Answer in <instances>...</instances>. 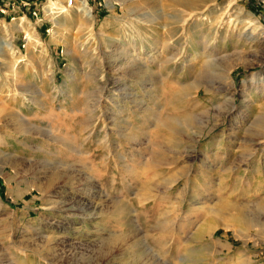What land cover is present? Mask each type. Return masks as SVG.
<instances>
[{
  "label": "rangeland",
  "instance_id": "rangeland-1",
  "mask_svg": "<svg viewBox=\"0 0 264 264\" xmlns=\"http://www.w3.org/2000/svg\"><path fill=\"white\" fill-rule=\"evenodd\" d=\"M152 1L87 0L88 17L80 0H0V264H67L69 256L74 264H264V164L254 163L264 152L239 175L256 136L241 88L264 82V0H207L223 15L208 31V50L229 41L226 58H244L220 94L196 93L199 76L178 66L181 77L166 81L173 87L151 109L173 117L177 134L146 120L142 110L155 102L123 69L163 49L172 30L163 36L158 23L172 16L180 30L173 44L189 49L184 65L203 52L190 50L201 25L184 23L171 0ZM241 8L252 21L229 23ZM151 69L141 76L147 83L159 75ZM103 76L117 80V103L99 106ZM21 125L32 133H19ZM83 130L93 131L86 140ZM48 132L73 140L79 154ZM22 140L38 141L39 151ZM7 154L20 161L4 167Z\"/></svg>",
  "mask_w": 264,
  "mask_h": 264
},
{
  "label": "bare ground",
  "instance_id": "bare-ground-1",
  "mask_svg": "<svg viewBox=\"0 0 264 264\" xmlns=\"http://www.w3.org/2000/svg\"><path fill=\"white\" fill-rule=\"evenodd\" d=\"M84 1L85 0H82L81 4L82 3L83 4L81 5V7L84 5V7H83L84 11H86V14H87L88 17H91L92 10L88 8L87 4L84 3ZM146 1L153 3L152 0H145V2ZM145 2H143V3H145ZM171 2H172L171 4L173 6V9H175L176 11L182 13L183 16L184 15L186 16V18H182V20H183L184 23L188 19H191L192 21L196 19L197 21H199V24L201 25V29H199V31H200L199 33H196L195 39H194V42H193V46L190 48V50L192 51L196 47L197 49H202L203 52L202 53L201 52H195L193 54L194 56L191 59H189L188 61H186L184 63V65L182 64L183 66L181 65V61L179 60V57L181 55L185 54V52L187 53V51L189 49H186L185 48L186 45H184V44H181L179 46L180 49H178L179 47H176L173 44L174 43L173 39L177 36V34L180 32V30L177 29L176 27H174V26H176L175 23H176L177 17H173L171 15L172 17L169 18V21H161V23H158L159 24V27H161V29L163 30V33H162L163 36H164V33L166 31H168V30L171 31L172 30V32H170V34L166 36V42L164 43L165 40L163 41V44H162V48L163 49L162 50H159V51L157 49V52H156V50H155L156 48H155L153 50L152 54L147 57V59H145L143 61H135L134 60L135 64H134L133 60L131 62H128L129 65L125 66L124 69H123L124 71L123 70L122 71L125 72V73L126 72H129V73H132V74H136L138 76V77L137 76L136 77L139 78L138 80H140L139 82H141V84H142V89L145 92L146 96L149 97V99L152 102H155L154 103L155 105L154 106L152 105L153 106L152 108L151 107H146L144 110H142V104L144 103V98L141 99L140 98L141 96L139 94L134 96V99H135L134 102L136 103L137 107H141L139 109H141L143 111L144 115L147 118L146 120L148 122H150V120L153 119V120L156 121L155 124H156L157 127L161 124L162 127L171 130V132H173L174 134H177L175 132L176 120L173 117H168L167 116L166 118H164L163 120H161L160 118H157L159 116L155 115L154 112H151L152 111L151 109H155L156 110V108L158 106L156 104V101H155L156 98H157V95H160L161 92L164 94L165 90L168 91V90L171 89V87H173V86H171L172 84L166 83V81H171L173 79L172 76L174 75V73H177L178 74V71H180L181 68L182 69L186 68L187 70L190 71V74L193 73V74H197V76H199V77L200 76L203 77V78H201V77L199 78L198 77V79L196 81L197 82L196 83V87H195L196 90H197L196 93H198V91L201 88H203V87H206V92H207L206 94H212V93L213 94H216V93H219V92H221L220 89H222L221 88V85L223 84L224 81L227 80V78H229L230 71H231V69L234 68V65H235L234 61L235 60H241V59H243L244 58V53L243 54L240 53L239 54L240 55L239 58L238 59H235V60L229 59L228 57L226 58L227 55L224 54V52L227 51L226 49H227V47H229V45H228V42L229 41L228 42H217L216 45H215V48H211V50H208V46L210 45L209 44V42H210V34H209L210 31L209 30L213 26V24H215L216 22L220 23V21H222L221 19H223L222 18L223 15L221 14L220 16H217L219 10H217L215 7H212V5H209L208 2H207V0H171ZM235 15H237V16L234 19H231V21L229 23H231L232 20L237 22V21H240L242 19H246L249 22V21H252V19H253V18H251V14L248 13L247 11H245V9H243V8L239 9V12L237 14H235ZM223 22H224V20H223ZM190 30H191L190 27L187 28L184 25L183 28H182V32H183L182 34L186 35L187 34L186 32H188ZM186 38L187 37H185V39ZM246 42H248V41H246ZM257 42H258L257 40L251 39L250 40V43H248V44H250V47H251L253 45L255 46L257 44ZM248 44L246 45V43H244L243 47L244 46H249ZM174 50L175 51L177 50V53H173ZM208 53L209 54L212 53V55H213L212 57L213 58H210L209 57L210 59L208 58L207 60H202L201 61L200 58L202 56L208 57V55H209ZM219 60L220 61H223V62L225 60V62H224V65H223L224 66L223 69H221L219 72H217L216 71L217 69L213 66V64L216 61H217V63H219L218 62ZM153 65H154V67H157L159 69V72H158L159 75H157V78L156 79H154V77H153V79L150 82L147 83V81H146L147 78L143 76L144 78H146V80H145L141 76L142 75H145L148 72H150L151 70H153V69H151V66H153ZM178 66H181V68L180 67L178 68ZM152 74H154V73H152ZM179 75L181 77V71L179 72ZM182 76H183V74H182ZM108 77H106V76L104 77L103 76L100 80H97V81L102 82V85H101V88H100V90H101L100 91L101 96H100V98H98L99 99L98 100L99 106L103 102H106L107 104L110 103V102L117 103L118 100H119V97H120L118 95V93L116 92L117 91L116 89L119 86V85H116L118 83L117 80H114L113 78H108ZM148 78H149V76H148ZM144 80L146 81L147 84H144ZM248 82L249 81H244V83L242 85V88H241V93H242V97H243L242 107L245 109L244 111L247 110V116L245 118V122L247 124H250V125H254L255 126L253 129H250V130H252L251 132H252L253 135L254 134L256 135L255 138H254V141L256 143L253 142L252 143V146H249V148H248V151L249 152L246 155L247 158L243 160L244 161L243 163L245 164V168H243L242 172L239 173L240 176H244V175L246 176L247 175V169L251 166V163H249V159L251 157H253V156H257L261 151L264 152V149L261 148V145L264 144V82H261L260 85L259 84L258 85H252V84H249ZM104 91H106V93H108V92L109 93L107 95H105L103 93ZM20 93H19V95H20ZM157 93H159V94H157ZM249 102H250V104H249ZM247 104H249L250 106H247ZM196 105H199V102H197ZM122 111H124V110H121V112ZM106 115L108 116V114H104L103 116L106 117ZM119 115H120V113H119ZM247 117H249V118H247ZM118 118H120V117H118ZM191 119H192V117H191ZM110 121H113V120H110ZM104 122H105V124L104 123L103 124L105 126H108V122L106 124V118H105V121ZM87 123L89 125L90 124V121H87ZM88 129H90V128H88ZM30 130H28L26 127H23L21 125V129L19 130V133L24 134V135L25 134H30V133H32ZM86 131H89V130H86ZM83 132H84V130L82 132H80V134L81 133L82 134L79 135V136L80 137L82 136V139L83 140L84 139L86 140L92 134L93 131L92 132H89V133H84L85 134L84 137H83ZM49 134H51V132H48V134H47V138L50 141H53V142L54 141H59V143H61L62 145L65 146V148L67 149V152L68 153L74 152L76 154H79L78 153L79 150H76L75 149V146L73 145L74 144L73 143L74 142L73 140L66 141L67 138L64 139L66 136L65 137H61L59 139H56L53 136H49ZM101 134H102V132H101ZM201 134L202 133H200V135ZM39 135H41V134H39ZM41 136H43V134ZM107 136H109V135H104V137H102V138H105ZM71 137H73V136H71ZM129 138H130V136H129ZM69 139H72V138H69ZM251 140H253V139H251ZM260 140H263V141L262 142H259ZM27 141L28 140H22V141H20V143H21V145L22 144L23 145H26V147L28 146L30 149H32V152L39 151L38 150L39 149L38 148V146H39L38 141L35 142L36 145H29ZM219 145H220V142H219ZM219 145H217V146H219ZM6 157L8 158L9 161L7 163H5V165L3 164L4 167L5 166L6 167L7 166H11L12 167L10 161H13V162L14 161L15 162L20 161V160L17 159V157H15V155H12V154H7ZM263 158H264V156H260L258 158V160L254 162V163H256V162L258 163V165H259V169L258 170H262L263 169V167L261 166V165L264 164ZM21 162H24V161L22 160ZM160 164H162V163L160 162ZM3 165H2V167H3ZM158 166L160 167V165H158ZM240 169H242V168H240ZM3 170H4V168L3 169L2 168L0 169V175H2V171ZM258 170H257V172H259ZM128 171H130L131 173L134 172L130 168L128 169ZM253 171L255 172V170H253ZM5 178H6V176H5ZM43 188H44V186H43ZM43 188H40L39 187L40 191L44 192V189ZM197 204L198 203H196V205ZM174 226H175V224H174ZM209 229H210V227H209ZM216 229H217L216 227H211L212 233ZM79 232L80 231L77 230V233H79ZM82 237L83 236H81V238ZM81 238H79V237L76 236V239L73 241V243H71V246L72 245H76L77 244V241L79 242ZM36 249H37V247H36ZM40 252H41V250H40ZM54 257H56V256H54ZM72 258L73 257H70V256L67 259L65 258L67 260L66 261L67 264H74V263H71L70 262L72 260ZM60 260H57V261L59 262ZM96 264H99L98 261H97Z\"/></svg>",
  "mask_w": 264,
  "mask_h": 264
},
{
  "label": "built area",
  "instance_id": "built-area-1",
  "mask_svg": "<svg viewBox=\"0 0 264 264\" xmlns=\"http://www.w3.org/2000/svg\"><path fill=\"white\" fill-rule=\"evenodd\" d=\"M85 1H86V3H88L87 0H85ZM76 2H77V0H67L66 4L68 7H71V6H74L76 4ZM80 2H82V0H80Z\"/></svg>",
  "mask_w": 264,
  "mask_h": 264
}]
</instances>
